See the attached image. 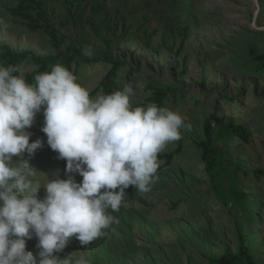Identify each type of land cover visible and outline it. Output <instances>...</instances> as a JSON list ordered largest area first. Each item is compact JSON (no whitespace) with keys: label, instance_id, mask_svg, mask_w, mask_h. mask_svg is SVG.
<instances>
[{"label":"rangeland","instance_id":"obj_1","mask_svg":"<svg viewBox=\"0 0 264 264\" xmlns=\"http://www.w3.org/2000/svg\"><path fill=\"white\" fill-rule=\"evenodd\" d=\"M34 1L37 11L26 13L39 27L47 24L51 30L34 31L28 20L8 10L18 8L21 0H0V20L7 25L6 32H0V52L9 46L18 53L47 57L90 47L91 58L124 63L119 90L133 85V107H145L157 90L175 89L179 93L164 107L191 125L158 154L182 147L171 166L158 161L150 190L139 192L130 186L120 210L109 209L119 222L105 230L107 235L87 246L71 238L57 253L60 259L74 262L85 256L92 264H212L211 258L238 254L239 225L250 253L264 264V180L253 176L255 170L264 171V63L256 60L264 55V0H259V7L256 0ZM111 68L108 61L87 65L78 56L70 71L91 96ZM36 69L26 63L22 72L25 76ZM213 114L226 124L244 125L251 138L246 144L216 126L218 165L208 172L199 145L206 140L204 126ZM43 125L42 109L27 129L33 133L30 143L44 142L29 159L35 173L30 179L40 187L56 175L67 179V162L47 144ZM73 175L82 181L79 174ZM38 195L43 199L45 189ZM37 244L35 237L27 241L34 256Z\"/></svg>","mask_w":264,"mask_h":264},{"label":"clouds","instance_id":"obj_2","mask_svg":"<svg viewBox=\"0 0 264 264\" xmlns=\"http://www.w3.org/2000/svg\"><path fill=\"white\" fill-rule=\"evenodd\" d=\"M6 30L0 20V32ZM83 54L93 53L85 47ZM77 79L55 64L29 84L18 67L0 64V264H92L85 256L70 262L57 253L73 237L87 246L106 236L105 230L119 222L109 209L120 210L130 186L149 191L158 154L181 138L182 128L191 129L167 107H133L131 83L93 98ZM42 109L41 131L58 158L66 160L67 179L56 175L40 187L30 179L35 173L29 159L44 142L30 143L33 133L27 129ZM34 237L35 256L27 250Z\"/></svg>","mask_w":264,"mask_h":264},{"label":"trees","instance_id":"obj_3","mask_svg":"<svg viewBox=\"0 0 264 264\" xmlns=\"http://www.w3.org/2000/svg\"><path fill=\"white\" fill-rule=\"evenodd\" d=\"M22 3L18 8L15 9H8L11 13H13L16 16H20L26 20L29 21L28 27L34 31L40 30V29H48L51 30V28L45 24L43 26H38L37 20L31 17V15L27 14L26 12H33L37 11V8L33 6L35 4L34 0H21ZM23 2L28 3V5L23 4ZM186 38V37H185ZM182 42L181 47H183L184 42ZM82 57L83 61L87 65H95V64H102L106 61L110 65H112L111 70L107 73V75L104 77L101 85L99 88L95 89L91 93V97H95L98 93H111L115 90H119V77L120 72L124 66V63L122 61L118 60H104L99 58H91L88 56H85L83 54V51L77 50L75 48H69L65 51L59 52L56 56H47V57H41V56H34L31 52L26 53H18L14 49H12L9 46H5L2 48L0 52V64L4 66H15L18 67L21 71L23 69V66L26 63H32L37 67V69L30 74H27L24 76L25 80L29 84H34L35 80L34 77L42 72L50 70L51 66L55 64H62L69 70L71 69V64L75 61L76 57ZM257 61H260L261 63H264V55L256 57ZM18 74V73H17ZM76 75V74H75ZM77 76V75H76ZM77 82L78 79H77ZM181 91V90H180ZM185 91V90H184ZM179 93L178 90L172 89V90H157L154 92V95L151 99H149L145 107L149 104L155 103L159 107H164L165 102L172 96L175 97ZM222 127L224 129H227L228 133L231 136H235L239 138L244 143H249L251 138V133L248 130L247 127L241 124H237L234 122H231L229 124H226L224 122V118L217 116L216 114H213L209 121L204 126V133L206 140L202 143H200L199 147L201 149L202 153V159L207 164V170L208 172H212L216 169L218 162H217V148L214 144V128L215 127ZM182 147L180 146L179 149L175 152H172L170 154L166 155H158V161H165V166L169 167L173 163L176 156L180 155ZM253 176L259 181L262 182L264 180V171L263 170H255L253 172ZM239 197H242L241 195H238ZM177 207V206H175ZM237 233L239 235V242H240V249L237 255H232L230 253H225L223 256L219 258H211L212 264H258V262L255 260V258L250 253V249L247 245V239L243 235V232L240 229V226L237 225Z\"/></svg>","mask_w":264,"mask_h":264},{"label":"water","instance_id":"obj_4","mask_svg":"<svg viewBox=\"0 0 264 264\" xmlns=\"http://www.w3.org/2000/svg\"><path fill=\"white\" fill-rule=\"evenodd\" d=\"M256 4L259 7V0H256ZM254 27L258 28L255 24H254Z\"/></svg>","mask_w":264,"mask_h":264}]
</instances>
